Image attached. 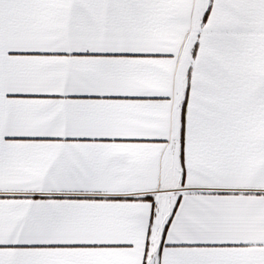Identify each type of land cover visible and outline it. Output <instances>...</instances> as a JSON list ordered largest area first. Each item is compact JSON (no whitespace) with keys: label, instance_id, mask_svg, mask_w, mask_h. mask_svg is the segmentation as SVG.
I'll list each match as a JSON object with an SVG mask.
<instances>
[{"label":"snow or ice","instance_id":"1","mask_svg":"<svg viewBox=\"0 0 264 264\" xmlns=\"http://www.w3.org/2000/svg\"><path fill=\"white\" fill-rule=\"evenodd\" d=\"M0 264H264V0H0Z\"/></svg>","mask_w":264,"mask_h":264}]
</instances>
